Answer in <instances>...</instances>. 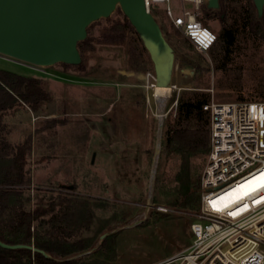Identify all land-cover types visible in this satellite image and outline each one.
<instances>
[{"label": "rangeland", "instance_id": "obj_1", "mask_svg": "<svg viewBox=\"0 0 264 264\" xmlns=\"http://www.w3.org/2000/svg\"><path fill=\"white\" fill-rule=\"evenodd\" d=\"M167 6L173 17L193 7L181 0L152 6L162 33L177 47L172 87L161 96L154 93L149 57L142 54L148 61L145 72L133 61L130 47L136 37L131 33L116 45L94 40V50L83 55L84 74L60 64L36 67L0 55L1 70L39 79L50 96L37 111L22 104L3 114L4 133L11 144L30 139L25 168L30 185L24 189L30 198L28 208L46 206L51 197L66 196L85 200L93 209L89 230L75 234L70 242L92 239L94 246L68 260L159 264L183 251L190 243L189 227L180 210L168 205L175 197L174 176L180 160L164 154L161 146L163 132L173 122L178 97L185 91L204 93L214 103L264 101L258 95L264 91V44L244 43L242 36L237 37L236 47L245 46V57L235 52L221 71L208 53L199 54L184 42L165 15ZM204 10L206 0L196 19L217 35L219 15L206 19ZM110 17L121 19L116 10ZM108 25L104 19L93 24L92 36L98 37ZM182 59L196 61L204 71L194 72ZM51 119L57 123L47 128L45 122ZM206 160L207 156L193 158L196 173L202 174ZM157 207L171 214L165 216L162 213L166 211ZM112 236L99 250L103 240Z\"/></svg>", "mask_w": 264, "mask_h": 264}, {"label": "trees", "instance_id": "obj_2", "mask_svg": "<svg viewBox=\"0 0 264 264\" xmlns=\"http://www.w3.org/2000/svg\"><path fill=\"white\" fill-rule=\"evenodd\" d=\"M116 12L121 15V19L113 20L111 17L104 19L109 25L100 31L98 37L94 38L91 33L92 25L96 22L88 26L86 39L77 44L81 56L79 65H60L84 74L86 67L83 55L94 50V40L116 45L124 42L127 33H131L136 37L135 45L130 47L133 61L138 65L139 71L145 72L148 61L142 54L145 53L147 56L148 54L119 8H116ZM204 14L206 19L211 14L219 16L222 14L224 16L222 21L233 23L231 26L222 27L217 35L215 34L216 41L208 55L215 62L218 57L224 56L215 68L224 69L235 52L240 57H245V46L242 47L244 49L242 51L237 49L227 51V48L237 42L239 36H242L243 42L251 40L264 44V8L262 16L258 18L251 0H219V10H204ZM163 35L176 51L177 47L164 33ZM184 42L190 45L186 39ZM223 49L226 52L223 53ZM181 61L198 74L204 71L196 61L190 59ZM258 95L264 99V91L258 92ZM49 101L50 96L42 89L39 79L0 69V241L9 245H31L47 255L45 257L39 252L32 253L26 249L0 248V264H85L80 259L68 258L94 246L92 239L70 242L75 234L88 231L92 223L93 209L87 201L56 196L51 197L52 200L46 206L37 205L32 210L28 208L30 198L24 194V189L30 185V178L25 169L31 148L30 139L13 145L4 133L5 112L22 104L32 111H37ZM208 103L209 98L204 93L182 92L176 101L173 122L166 126L161 142L164 154H173L180 160L174 176L177 183L175 197L168 205L170 208L180 210L187 228L193 220L192 217L198 212L201 193V175L196 173L192 160L196 157H206L209 152V114L202 109ZM45 123L46 127L50 128L49 124L53 126L57 121L51 119ZM169 212L162 214L166 216L171 214ZM111 239L113 236L105 238L98 249H103Z\"/></svg>", "mask_w": 264, "mask_h": 264}, {"label": "built area", "instance_id": "obj_3", "mask_svg": "<svg viewBox=\"0 0 264 264\" xmlns=\"http://www.w3.org/2000/svg\"><path fill=\"white\" fill-rule=\"evenodd\" d=\"M169 1L144 3L152 12ZM181 1L192 9L173 17L167 6L165 15L197 53L207 54L216 35L196 19L203 0ZM202 109L209 114V152L190 243L159 264H264V101L209 102Z\"/></svg>", "mask_w": 264, "mask_h": 264}, {"label": "water", "instance_id": "obj_4", "mask_svg": "<svg viewBox=\"0 0 264 264\" xmlns=\"http://www.w3.org/2000/svg\"><path fill=\"white\" fill-rule=\"evenodd\" d=\"M257 17L264 0H251ZM119 8L142 42L152 64L157 87L170 88L175 49L149 12L144 0H0V55L36 67L81 63L77 44L87 28ZM207 10H219V0H206ZM6 250L26 249L47 255L31 245H9Z\"/></svg>", "mask_w": 264, "mask_h": 264}, {"label": "flooded vegetation", "instance_id": "obj_5", "mask_svg": "<svg viewBox=\"0 0 264 264\" xmlns=\"http://www.w3.org/2000/svg\"><path fill=\"white\" fill-rule=\"evenodd\" d=\"M224 18V16L221 14L220 16H219V30L222 28V27H228V26H231V25H233V23H231V22H226V21H222V19ZM235 47V48H234ZM237 49V51H242V50H244L242 47L241 48H236V43L233 45V46H230L229 48H227V51H235ZM222 52L224 53V52H226V50L225 49H223L222 50ZM224 55V54H223ZM223 57L224 56H222V57H218L217 59H216V62L214 61V60H212L215 64H220V62H221V59H223ZM211 58V57H210ZM219 70H221L222 71V69L221 68H219Z\"/></svg>", "mask_w": 264, "mask_h": 264}, {"label": "bare ground", "instance_id": "obj_6", "mask_svg": "<svg viewBox=\"0 0 264 264\" xmlns=\"http://www.w3.org/2000/svg\"><path fill=\"white\" fill-rule=\"evenodd\" d=\"M169 91V88H164V87H154V93H155V96H161L163 94H165L166 92ZM162 101V100H161ZM158 102V101H157ZM165 105V104H164ZM159 112V111H158ZM158 117H161V116H158ZM163 119V118H162ZM159 121V120H158ZM161 123V122H160ZM159 123V124H160ZM158 124V125H159ZM159 146V145H158ZM157 146V147H158ZM159 149V148H158ZM156 163H157V156L155 157V160H154V165H153V168H152V172H151V182L153 180V177H154V174H155V168H156Z\"/></svg>", "mask_w": 264, "mask_h": 264}, {"label": "snow or ice", "instance_id": "obj_7", "mask_svg": "<svg viewBox=\"0 0 264 264\" xmlns=\"http://www.w3.org/2000/svg\"><path fill=\"white\" fill-rule=\"evenodd\" d=\"M207 38V37H206ZM260 180L261 181H264V175H262L261 177H260ZM261 187H264V183H261V185H260ZM245 194H247V193H245Z\"/></svg>", "mask_w": 264, "mask_h": 264}]
</instances>
